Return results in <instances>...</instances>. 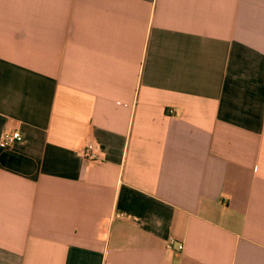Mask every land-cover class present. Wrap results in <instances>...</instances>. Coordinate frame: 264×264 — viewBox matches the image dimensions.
<instances>
[{
    "label": "crops",
    "instance_id": "obj_1",
    "mask_svg": "<svg viewBox=\"0 0 264 264\" xmlns=\"http://www.w3.org/2000/svg\"><path fill=\"white\" fill-rule=\"evenodd\" d=\"M8 131L0 264H264V0H0Z\"/></svg>",
    "mask_w": 264,
    "mask_h": 264
},
{
    "label": "built area",
    "instance_id": "obj_2",
    "mask_svg": "<svg viewBox=\"0 0 264 264\" xmlns=\"http://www.w3.org/2000/svg\"><path fill=\"white\" fill-rule=\"evenodd\" d=\"M23 140V137L19 131H8L4 132L0 140V147L3 149H9L14 146L17 142ZM82 157L92 164H100L103 162V153L101 145L93 140L88 141L84 151L82 152ZM167 247L170 250H177L182 252L184 250V245L178 242L175 238H170Z\"/></svg>",
    "mask_w": 264,
    "mask_h": 264
}]
</instances>
